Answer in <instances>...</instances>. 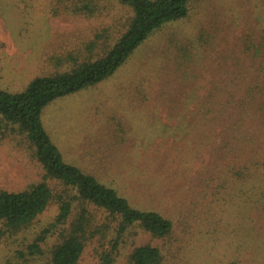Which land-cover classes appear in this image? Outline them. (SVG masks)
<instances>
[{
    "label": "rangeland",
    "instance_id": "1",
    "mask_svg": "<svg viewBox=\"0 0 264 264\" xmlns=\"http://www.w3.org/2000/svg\"><path fill=\"white\" fill-rule=\"evenodd\" d=\"M102 1L104 9L86 18L53 13L54 0H0V90L20 93L53 71L49 59L80 55L103 29L122 32L131 12ZM261 27L264 0H193L184 20L156 31L110 78L43 109L42 127L66 164L131 208L172 224L162 240L125 235L113 264H127L131 251L145 245L158 248L164 264H264V186L234 179L246 153L236 160L221 151L220 127L186 120L224 74L221 66L233 70L228 58L240 36ZM186 49L195 64L187 69L180 62ZM41 175L18 134L2 125L0 190L21 191ZM57 212L54 203L28 231L4 240L0 264H46L56 236L40 246L42 255L28 257L25 248ZM93 213L103 223L104 214ZM113 238L108 232L101 248ZM98 246L90 242L78 264H98Z\"/></svg>",
    "mask_w": 264,
    "mask_h": 264
},
{
    "label": "trees",
    "instance_id": "2",
    "mask_svg": "<svg viewBox=\"0 0 264 264\" xmlns=\"http://www.w3.org/2000/svg\"><path fill=\"white\" fill-rule=\"evenodd\" d=\"M111 1L131 12L122 32L113 34L103 29L80 55L49 59L53 71L34 78L20 93L0 90V127H9L18 134L29 158L42 171L39 182L21 191L0 190V245L28 231L55 203L58 212L54 220L25 248L28 257L42 255L40 246L56 236L46 264H78L85 247L94 240L99 243L95 251L98 264H113L125 235L130 238L140 231L162 240L172 231L169 220L131 208L115 191L66 164L42 127L41 113L47 105L110 78L156 31L184 20L193 0ZM103 3L54 0L52 12L62 9L92 18L104 9ZM236 47L237 53L228 58L233 70L221 66L224 74L209 83L195 110L186 113L190 118L186 120L208 122L210 129L220 127L221 151L233 153L236 160L241 152L246 153V161L233 172L234 179H258L264 186V27L243 33ZM191 55L192 50L186 49L180 61L186 69L195 65ZM94 210L104 214L103 223L96 222ZM108 232H113L114 238L108 249H103L101 242ZM163 261L161 251L150 245L135 247L127 258V264H164Z\"/></svg>",
    "mask_w": 264,
    "mask_h": 264
}]
</instances>
